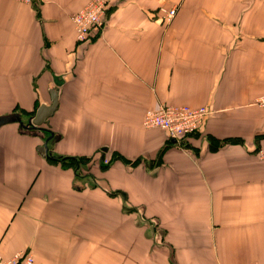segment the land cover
Segmentation results:
<instances>
[{
    "label": "crops",
    "instance_id": "obj_1",
    "mask_svg": "<svg viewBox=\"0 0 264 264\" xmlns=\"http://www.w3.org/2000/svg\"><path fill=\"white\" fill-rule=\"evenodd\" d=\"M88 1L0 0V256L263 261L264 0H116L79 40L70 16ZM180 104L208 110L181 145L143 126L146 109ZM60 157L92 160L76 172Z\"/></svg>",
    "mask_w": 264,
    "mask_h": 264
},
{
    "label": "built area",
    "instance_id": "obj_2",
    "mask_svg": "<svg viewBox=\"0 0 264 264\" xmlns=\"http://www.w3.org/2000/svg\"><path fill=\"white\" fill-rule=\"evenodd\" d=\"M21 3L33 5L35 0H16ZM116 0H89L82 8L72 13L71 24L77 39H85L91 35L101 33L105 25V15L109 4ZM176 7L162 9L163 22L168 24L173 18ZM264 109V98L256 101ZM208 114L205 106L192 107L187 104L159 105L144 111L142 124L147 128H160L165 131L175 144L181 145L183 138L201 127ZM258 158L264 159V146L255 153ZM104 163L107 160L104 159ZM82 167H76V172H81ZM83 169V168H82ZM0 264H35L31 252H17L10 258L0 256ZM264 264V260L257 263Z\"/></svg>",
    "mask_w": 264,
    "mask_h": 264
},
{
    "label": "water",
    "instance_id": "obj_3",
    "mask_svg": "<svg viewBox=\"0 0 264 264\" xmlns=\"http://www.w3.org/2000/svg\"><path fill=\"white\" fill-rule=\"evenodd\" d=\"M54 82L57 86H59L62 81L59 80L56 76L54 77ZM57 89L56 86L50 90V104L49 105H40L38 106L33 118L32 123L35 126H38L44 122L46 119L53 114L55 109L57 108ZM40 150L43 152V147H40Z\"/></svg>",
    "mask_w": 264,
    "mask_h": 264
},
{
    "label": "rangeland",
    "instance_id": "obj_4",
    "mask_svg": "<svg viewBox=\"0 0 264 264\" xmlns=\"http://www.w3.org/2000/svg\"><path fill=\"white\" fill-rule=\"evenodd\" d=\"M176 12V11H175ZM105 17H106V15H105ZM71 21V20H70ZM166 25V24H165ZM100 34V33H99ZM98 34V35H99ZM262 98H264V94L263 95H260V96H258L256 99H255V103H256V101H258V100H260V99H262ZM257 105V104H256ZM258 106V105H257ZM157 107V106H156ZM156 107H154V108H156ZM200 128H198L197 130H195V131H198ZM194 131V132H195ZM182 144V143H181ZM261 147H263V146H261ZM261 147H259V148H261ZM258 148V149H259ZM258 149L256 150V152L258 151ZM255 152V153H256ZM84 159V158H83ZM104 159H106L107 160V163H104ZM92 160V159H91ZM91 160H89L88 158H87V160L86 159H84L83 161H81L79 164H77L78 165V167H82V168H84L83 166L85 165V166H87V164H88V161L90 162ZM110 162H111V160L110 159H108V158H103V159H101V160H99V161H97V163H98V165L100 166L101 164H102V166H104V168L106 167V166H108L109 164H110ZM76 165V166H77ZM81 168V169H82ZM25 252H29V251H25Z\"/></svg>",
    "mask_w": 264,
    "mask_h": 264
},
{
    "label": "trees",
    "instance_id": "obj_5",
    "mask_svg": "<svg viewBox=\"0 0 264 264\" xmlns=\"http://www.w3.org/2000/svg\"><path fill=\"white\" fill-rule=\"evenodd\" d=\"M51 161H56V162H62V161H65V160H68L69 161V163H71L73 166V168H76L78 165L77 164H79L81 161H83L84 159L83 158H80V157H78V158H76L75 159V157L74 158H65V157H60V158H51L50 159ZM77 165V166H76ZM100 167L101 168H104V166H102V164L100 165Z\"/></svg>",
    "mask_w": 264,
    "mask_h": 264
},
{
    "label": "bare ground",
    "instance_id": "obj_6",
    "mask_svg": "<svg viewBox=\"0 0 264 264\" xmlns=\"http://www.w3.org/2000/svg\"><path fill=\"white\" fill-rule=\"evenodd\" d=\"M76 159V158H75ZM22 252V251H21ZM17 253V252H16ZM33 255V254H32ZM10 258V257H9ZM33 258H34V256H33ZM6 259V258H5Z\"/></svg>",
    "mask_w": 264,
    "mask_h": 264
}]
</instances>
